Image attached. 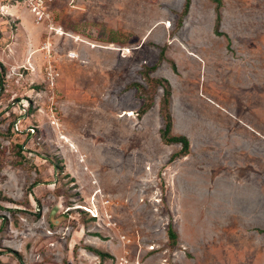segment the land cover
<instances>
[{"label": "rangeland", "instance_id": "1", "mask_svg": "<svg viewBox=\"0 0 264 264\" xmlns=\"http://www.w3.org/2000/svg\"><path fill=\"white\" fill-rule=\"evenodd\" d=\"M185 1L0 0V264H264V0Z\"/></svg>", "mask_w": 264, "mask_h": 264}, {"label": "trees", "instance_id": "2", "mask_svg": "<svg viewBox=\"0 0 264 264\" xmlns=\"http://www.w3.org/2000/svg\"><path fill=\"white\" fill-rule=\"evenodd\" d=\"M191 1L192 0H186L185 1V7H184V11H183V15L186 16L189 14L190 12V7H191ZM216 5V12H217V22H216V29L215 32L218 36H222L223 33H221L219 31V25L221 22V13H220V8L222 5L221 0H212ZM160 58L161 60L165 59V51L164 49L161 50V54H160ZM3 66V65H2ZM1 68V67H0ZM157 67H153L152 69L150 68L151 71L156 70ZM4 68L2 67V70L0 69L1 73H0V86H1V90L3 87V81H4V74H2ZM173 70L176 72L177 68L174 65ZM168 83V82H167ZM133 87H135L138 91L142 90L143 91V86L139 83H133L132 84ZM163 89V97L161 100V105H160V111L164 120V127L160 130V137L162 139V141L164 142L165 145H173V144H181L182 145V151L179 154H175L172 157V160L179 158L180 156H187L189 153V149H190V143L189 140L187 139V137L185 136H173L171 135V130H172V117H171V113H170V103H171V96H172V88L171 85L168 83L166 87H162ZM153 106V103H144L139 111V115H144L146 114ZM168 237H169V242L171 243L172 246H177L178 244V234L177 232L174 230L173 225L170 224L168 227ZM97 256L101 257V258H111L112 256L107 254V253H103L102 251H93Z\"/></svg>", "mask_w": 264, "mask_h": 264}, {"label": "built area", "instance_id": "3", "mask_svg": "<svg viewBox=\"0 0 264 264\" xmlns=\"http://www.w3.org/2000/svg\"><path fill=\"white\" fill-rule=\"evenodd\" d=\"M28 5L31 7V11L34 14L36 21L38 24L45 23L49 29L53 27V20L51 19L52 13V5L54 4L55 0H26ZM43 49L48 50L47 47ZM50 77V82H53V76L51 74L48 75ZM19 130V129H18ZM29 131L31 134H35V128L30 127Z\"/></svg>", "mask_w": 264, "mask_h": 264}, {"label": "crops", "instance_id": "4", "mask_svg": "<svg viewBox=\"0 0 264 264\" xmlns=\"http://www.w3.org/2000/svg\"><path fill=\"white\" fill-rule=\"evenodd\" d=\"M6 8V7H5ZM13 8H15V6H11L10 8H7L8 9V12H13ZM53 27H54V25H53ZM55 28V27H54ZM81 37V36H80ZM79 37V38H80ZM26 40H27V47H28V43H30V42H32V44H33V46L35 47L38 43H40V42H42L41 40H37L34 36H32L31 35V37H30V35H29V37H26ZM97 44L98 43H95V47L97 46ZM44 45V47H47L48 48V52H51V48H52V43H51V41H48L47 43H44L43 44ZM93 45V44H92ZM91 45V46H92ZM100 45V44H99ZM94 46H92V48H93ZM96 48H99V47H96ZM107 48V47H106ZM108 49H113L112 48V46H111V48H108ZM1 60V62L4 64V65H6L4 62H3V60L2 59H0ZM1 63V64H2ZM32 65V64H31ZM54 68V66L53 65H51L50 66V68H48V71H46V77H45V84H46V88H52V87H54V86H56V84H57V77H54V75H53V71L51 72V69H53ZM32 70V69H31ZM34 71L35 70H33V71H29V73L27 74V75H29V76H35V75H37V73L35 74L34 73ZM49 74H51L54 78H53V86L50 84V77L48 76ZM21 80V79H20ZM19 82V81H18ZM32 89V88H31ZM32 91H34V89H32V90H29L28 92H29V94H32ZM30 102V101H29ZM132 112V111H131ZM147 114H149L148 112L146 113V114H144L143 116H145V115H147ZM138 115H139V113H138Z\"/></svg>", "mask_w": 264, "mask_h": 264}, {"label": "bare ground", "instance_id": "5", "mask_svg": "<svg viewBox=\"0 0 264 264\" xmlns=\"http://www.w3.org/2000/svg\"><path fill=\"white\" fill-rule=\"evenodd\" d=\"M19 19H21L20 17H19ZM25 22H22L21 23V26L24 24ZM26 28V27H25ZM25 28H24V30H25ZM52 29H54V28H52ZM28 30V29H27ZM55 31V30H54ZM25 32V31H24ZM23 32V33H24ZM29 32V31H28ZM56 32V31H55ZM62 32V31H61ZM28 34H30V32L28 33ZM32 34V33H31ZM66 34V33H65ZM25 35V34H24ZM31 37V36H30ZM173 43V42H172ZM172 45V44H171ZM30 47V46H29ZM34 53V51H33V49H30V52H29V56H28V59L30 58V54H33ZM191 54V53H190ZM28 64H30V61H28Z\"/></svg>", "mask_w": 264, "mask_h": 264}]
</instances>
